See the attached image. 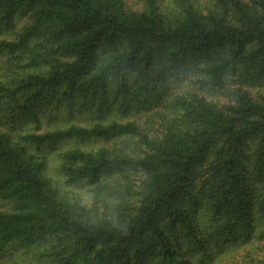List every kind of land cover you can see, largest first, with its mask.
I'll return each mask as SVG.
<instances>
[{
    "label": "trees",
    "instance_id": "trees-1",
    "mask_svg": "<svg viewBox=\"0 0 264 264\" xmlns=\"http://www.w3.org/2000/svg\"><path fill=\"white\" fill-rule=\"evenodd\" d=\"M159 7L0 0V19L32 20L17 39H0V54L46 67L0 81V108L7 102L41 128L44 102L78 99L101 112L112 101L129 110L173 98V114L155 112L163 123L154 133L118 119L27 132L22 141L0 128V197L12 203L0 209V258L11 244L48 240L57 264H209L232 246L246 251L241 264H264V89L255 90L264 87V0H175L174 15ZM129 136L138 154L63 151L69 181L94 183L104 197L99 212L63 194L28 146Z\"/></svg>",
    "mask_w": 264,
    "mask_h": 264
},
{
    "label": "rangeland",
    "instance_id": "rangeland-1",
    "mask_svg": "<svg viewBox=\"0 0 264 264\" xmlns=\"http://www.w3.org/2000/svg\"><path fill=\"white\" fill-rule=\"evenodd\" d=\"M159 1V11L164 14H175V0H156ZM127 4L134 8L142 9L145 7L147 0H126ZM203 7L208 5V0H200ZM13 22L8 23L5 20L0 19V39H17L18 33L23 30L29 22H31V16L21 15L16 16ZM36 41H31L32 45H35ZM24 58L18 57V54L4 53L0 54V81L6 84L13 83L17 76L23 75L29 72H36L46 70V67L41 65H33L23 55ZM186 87L180 89V91H186ZM264 87H256L255 90H263ZM177 91L176 86L173 87L172 92ZM171 96L164 98L160 106L157 105L151 108L139 107L136 102L134 106H131L129 110H126L118 102L112 101V105L109 108H105L104 111H97L95 106L80 105L79 100H67L59 104H52L50 102H44L37 109V116L40 119L41 128L37 125L36 119L33 116H27L25 114L13 112L9 108L8 103L5 102L0 108V128L9 132L13 138L22 141L21 135L27 132H42L51 128L59 126H65L70 123L77 124H90L95 120H109L118 119L120 121L135 120L139 125L150 133H154L157 129H162L160 126L163 123V119L160 114H155L159 109L162 113L173 114L171 110ZM159 112V113H160ZM151 115H154V120ZM135 142H139V139L135 136L121 137L113 141H105L103 139H92L88 141L64 140L57 144L45 143L41 146L35 144H28L29 148L33 150L37 155L41 156L46 161V171L52 178L54 184H56L63 194L69 197L78 198L83 203L87 204L94 212H99L104 209V197H99L95 192L96 184L90 182L74 183L69 181L68 177L60 168L61 161L63 160V151L72 146H78L80 148H94L99 147H118L123 148L129 153L138 154L140 151V145L135 147ZM138 174V173H137ZM136 174V176H137ZM121 176V173L117 174ZM12 203L3 200L0 197V209L11 207ZM207 222L203 223V228L206 234L213 232V228L209 227ZM224 241V239H223ZM228 240L227 243H229ZM234 242V241H233ZM256 246H260L256 242ZM51 245L48 240L39 241L32 246H20L16 247L15 244H11L3 253L0 258V264H57L51 257L47 255ZM187 251H185L186 253ZM246 251L241 250L238 246H232L225 252L223 256L217 258L214 262L209 261V264H236L237 261L241 264L244 262L249 263V259L245 261L243 254ZM221 254V253H220ZM235 255H239L236 259ZM193 264H202V259H196L193 257ZM186 264V263H185Z\"/></svg>",
    "mask_w": 264,
    "mask_h": 264
}]
</instances>
